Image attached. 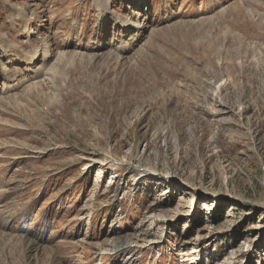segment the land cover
<instances>
[{"label": "rangeland", "instance_id": "rangeland-1", "mask_svg": "<svg viewBox=\"0 0 264 264\" xmlns=\"http://www.w3.org/2000/svg\"><path fill=\"white\" fill-rule=\"evenodd\" d=\"M108 1L0 0V264H264V0Z\"/></svg>", "mask_w": 264, "mask_h": 264}, {"label": "bare ground", "instance_id": "bare-ground-1", "mask_svg": "<svg viewBox=\"0 0 264 264\" xmlns=\"http://www.w3.org/2000/svg\"><path fill=\"white\" fill-rule=\"evenodd\" d=\"M107 11H108V6L106 5V1L105 2H100V4H99V12H100V14L103 16ZM32 17H31L30 24L33 22V18ZM119 19H120V22H122L121 23V27H122V29H123L124 32L130 31L131 28L138 29V27H141L140 21H135V23H133V24H127L126 21L122 20L120 17H117L116 18V21L119 20ZM33 25L34 24H31L30 25L29 30L27 31V34L30 33V28ZM132 44H133V42L132 43H129V45H132ZM125 48H127V50H126V52H127L130 49V46H128V44H127V46H125ZM0 49L3 50L6 53V55L10 54L11 57L18 58L21 61L22 64H26V63L27 64H32V63L34 64V61L36 60V56H37V54L34 55V52H23V51H21L18 46L12 45L10 42H8L7 40H5L4 37L2 38L1 35H0ZM50 54H52L51 53V50L49 48H47V50H45L44 58L43 59L48 61L49 57L51 56ZM6 68L7 67L5 66L4 63H0V79H2V77L4 76V72L7 70ZM48 76H49V73L47 74V80H50L48 78ZM9 77L13 78V76H9ZM16 79H17V77L15 76L14 81H16ZM51 82L52 81H50V83ZM1 83L2 82L0 81V84ZM36 86H38V84L33 85L34 88ZM112 160H114L112 157L109 158V159H107V161H112ZM90 161H91V164H98V162L95 161V160H90ZM118 162L117 163H114L113 166L119 168V166L121 165L123 168H126L127 167L128 169L133 170V171L140 169V168L134 166V164L131 163V162H125V164L120 163V161H118ZM141 172H142V174L144 176L145 175H149V173L146 174V171L144 169H142ZM127 248H128L127 244L124 245V246H120V247L117 248L118 251H116V252L122 253V251L126 250Z\"/></svg>", "mask_w": 264, "mask_h": 264}, {"label": "trees", "instance_id": "trees-1", "mask_svg": "<svg viewBox=\"0 0 264 264\" xmlns=\"http://www.w3.org/2000/svg\"><path fill=\"white\" fill-rule=\"evenodd\" d=\"M224 215H225V213H224V211H222L220 216L223 217Z\"/></svg>", "mask_w": 264, "mask_h": 264}]
</instances>
